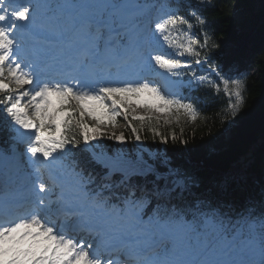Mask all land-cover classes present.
Segmentation results:
<instances>
[{
  "label": "trees",
  "instance_id": "obj_1",
  "mask_svg": "<svg viewBox=\"0 0 264 264\" xmlns=\"http://www.w3.org/2000/svg\"><path fill=\"white\" fill-rule=\"evenodd\" d=\"M255 1L168 0L177 36L191 34L188 64L205 61L188 74L202 79L190 92L192 119L183 111H174L168 125L129 117L118 120L123 128L115 131L74 108L66 114L62 142L89 190L108 184L101 194L108 203L124 208L129 202L144 217L198 223L196 214L211 215L218 225L236 228L247 220L242 235L249 234L250 223L264 222V11L256 23ZM236 8L246 12L242 22L234 15ZM248 23H256L255 37L241 43L247 36L241 29ZM227 44L236 48L228 58L223 56ZM4 95L0 89V149L12 136L11 120L1 107ZM85 138L110 156L135 160L138 153L147 168L120 184V174L103 179L107 169L84 149Z\"/></svg>",
  "mask_w": 264,
  "mask_h": 264
},
{
  "label": "rangeland",
  "instance_id": "obj_2",
  "mask_svg": "<svg viewBox=\"0 0 264 264\" xmlns=\"http://www.w3.org/2000/svg\"><path fill=\"white\" fill-rule=\"evenodd\" d=\"M86 1H90L88 3L93 4L94 9H96L98 13L97 16L108 14L107 9L110 6L108 2L109 0H81L80 5H83ZM112 1L114 4L115 0H112ZM255 3H256L255 4L256 10L252 13V17L256 19V23H258V21L260 20V18H258V12L260 10L264 11V0H256ZM116 4L117 5L115 4L114 5L117 6L118 9L115 12H113L112 15L115 16L117 20H119L117 22V26H120L122 24H124L126 28L132 26L133 33L136 31L138 32L141 29L140 28L141 26L142 27L141 30L143 31V33L147 32L149 37H152L154 39L155 38L157 39L159 37V36L157 37V35L161 34L160 27L156 29V27L154 26L153 29H149L150 27L149 24L152 18L153 19L162 18L160 21L167 20L166 16L169 12L167 8L165 7L164 1L162 2V1L157 0V2L151 3V1L149 0H118L116 1ZM63 5L64 6L58 9L56 14L50 13L51 16L57 17L56 18L58 19L57 21L56 19L54 20V18H50V15L46 13L47 5L43 1H40V2L35 1L33 6L35 8L34 11H36V14H40L43 16L42 23L46 25V27L51 28V31H54V32H58V30L68 31L66 32L68 34L70 33L69 30H71L70 27H72L73 24H76V23L79 24V19L77 17H70L69 15L68 16L62 15L66 12V9L70 8V3L66 2ZM72 8L73 9L71 8L70 9L73 12L74 7ZM131 11L132 13L129 14V12ZM82 12L84 11L82 10ZM34 13L35 12H32V13L30 12L31 16H33ZM91 15L89 14L90 16L89 20L92 21ZM126 15H129V16H126ZM234 15L239 22H242L247 16L246 12L241 8H236L234 10ZM92 22L94 24H92L91 26L87 24L85 29H83L82 31L80 30V32L79 31L75 32L74 33L75 36H73V38H77V39L81 38V40L82 39L87 40L86 37H88L89 38L88 41L92 42L96 40L95 39L96 37H98L99 40H101L107 32L113 33L115 31V28L113 29L107 28V24L109 23V21L106 19L101 21V23H96V21H92ZM139 23H141L140 26H137L136 24H139ZM62 24H67V26L63 27ZM255 25H249L248 23V24H245L244 28L241 29V33L242 34L246 33L247 35L245 38H243L240 41L241 43H243L244 41H247L248 39H253L255 37ZM118 28L120 29L122 28V26ZM95 30H97V32ZM132 32L130 30L131 34H133ZM124 35L128 36V34H124ZM184 37L186 38V40L182 41V46L177 45V43L173 41H169V39H166L165 42L160 43L161 46H163L162 48L164 49V51L166 50L172 51L173 55L164 52L161 48L158 51L157 50L154 51L156 58H157L156 64L157 65L160 64V66L166 70L170 69V73L176 76L183 75V72H181L182 66L180 64L183 63L184 60L186 59L184 58L185 57L184 54L186 53L188 54L191 52L190 51L191 46H192V43L190 41L191 34H185ZM102 43H103V40H102ZM99 47L100 49L103 48L100 44H99ZM234 47L235 46L231 44L225 45L223 56L228 58L229 51L236 49ZM120 48H121V45L118 44L116 49H120ZM225 61L226 60H224V62ZM199 65L200 63L197 64V66ZM200 80L202 79L197 78L198 82ZM14 88L19 91H24L23 85H15ZM156 91L160 93V96H161L160 102H163V105L161 104L160 106V110H162L163 112H160L159 110L154 111L153 106L150 107V105H146L144 106V108L141 109L140 107L142 106V103L140 102H142V98H141L142 95H139L138 98H133L127 94H121V95H118L117 97L109 95L106 98L107 101H105L103 104L100 105L101 113L97 111L96 112L87 111L80 103L77 102L76 99H73L72 97L68 95H65L61 97L62 98L61 100L60 99L57 100L58 103H56L54 106H50L52 105V102H48L46 107L43 110H40V109L33 110L34 114H30V115L33 116V120L35 124L37 122L39 129H41L39 122L42 119L44 120V124L46 126L45 128L48 129L53 123L61 122L62 120L61 114L63 111V107L65 106V104L70 103L72 106H76V108L80 110L82 113L89 114L90 117L94 120V122L97 123L100 127H103L106 129L112 127L114 128L113 130L115 131H120L123 128L122 125L117 126L115 123L112 124L111 122L113 121L112 119H115L116 117H118L120 120H123V121L127 120V118L129 117L130 118H143V119L144 118H155L156 120L161 121L164 124H167V125L171 124L172 122H174L175 119L172 118V110L171 108L168 107V103L170 100L178 98V94H175L172 91L171 92H160L159 89H157ZM149 92H154V91L150 89ZM153 97L154 96H151L152 100H153ZM113 99H114V102L117 101L119 105V107L116 109L112 108L113 105H111V103H113L112 101ZM48 106H50L49 108H53V109L50 110ZM47 110H49L50 114H45ZM110 110H112L115 114H110L109 112ZM156 112L158 114H156ZM187 114H190V113H187ZM23 123L24 122H19V121L17 123L18 136H21L22 134L21 132L24 131ZM46 134H47L46 132L40 133V130H39L37 137L33 139V142L36 143L35 145L37 146V149L34 150L33 157L31 159L26 158L27 165L28 166L29 165L31 166L33 164L35 166L45 165L49 160L48 159L49 155L48 156L45 155L44 149L48 148L50 155L52 156L51 163L53 165H56L57 167L59 165L62 169H64L65 171L63 173L65 174L66 179H68V182L72 181V183H68L65 186V188H74L76 184L78 183L75 181L76 176L71 170L63 167V161L60 159L59 155H57L54 151L56 149V143H54V141L51 143V139H54V136L56 135H53L52 138H49L46 136ZM93 145L95 147L93 146L92 149L100 153V154L95 153L91 149L92 150L91 152L95 154V159L99 163L106 165L107 162L114 161L116 164L125 162L126 165H129L128 168L125 165L124 166L118 165L117 171L123 172V174L133 173L136 171L141 172V171H144L143 168H147L146 162L141 157V155L138 153L136 154L135 160H129V158L127 157H120V156L117 157L115 155L110 156L104 152H101L100 148H98L97 143L95 141H93ZM15 155H17V151L15 150V147H13L10 158L8 159L0 158V164L5 165V166L8 165V161L10 163ZM149 156H151L152 158L153 154ZM25 157H27V154H25ZM14 161L18 162V160H14ZM2 191H5V189L3 188ZM78 192H79L78 197L81 200H91L93 202L96 201L95 197H91V196L88 197L89 195L84 191L83 188H81V190ZM56 195H58V193ZM55 199H59V198H55ZM99 207H101V209L106 210L101 205H99ZM106 211H109V210H106ZM123 214L124 215L121 216L120 213L118 214L117 212H114L113 219H111L110 221V224L111 226L113 225L114 230L115 229H119V230L128 229L127 233L132 234L134 233V231H137L138 229L141 230L142 228H144L146 222L144 220H140L139 215L133 212L132 209L125 210ZM114 219L116 222L114 221ZM147 221H148L147 222L148 225L150 224L152 226L149 228H152V229H149V230L146 229L145 238H150L153 235V236L158 237L159 239L158 241L162 240L161 242L163 243H166V242L169 243L168 247L170 249H165V251L163 252H161V250H158V253L161 255L162 259L165 261H170V259L166 257L165 255L171 251L174 253L173 257L171 258V261H174L179 257H181L180 259H183L185 256H190L196 262L198 260L200 262L202 261L201 264H219L221 261H227V259L240 254V252H245V251L251 252L252 254L255 252H264V234L253 235L251 239H247L246 237H239L238 233H235V237L227 236L226 232L222 231L220 227L219 229L221 230H219L218 227L216 228L214 221L210 217L203 219V224H202L201 229H197L191 224H187V226L186 225L176 226L175 224H172V226H169V223L161 222L159 220H152V219L148 220L147 219ZM143 222L145 224H143ZM232 246H233L232 251L228 252V249ZM159 248H161V246H159ZM163 253H165L164 256H163ZM14 260L16 259L11 256L4 257L0 259V264H32V262L31 263L25 262L24 261L25 259H23L21 263H15L17 261H14Z\"/></svg>",
  "mask_w": 264,
  "mask_h": 264
},
{
  "label": "bare ground",
  "instance_id": "obj_3",
  "mask_svg": "<svg viewBox=\"0 0 264 264\" xmlns=\"http://www.w3.org/2000/svg\"><path fill=\"white\" fill-rule=\"evenodd\" d=\"M82 72H84V71H82ZM140 103H142V106L140 107L141 109L144 108V106H146V105H150V107L153 106V110L154 111L159 110L160 112H163L162 110H160L161 102L160 101H157V100H154V99L152 100L151 97H144V98H142V102H140ZM156 114H158V113L156 112ZM38 242L41 243L40 241H38ZM43 242H45V241H43ZM17 243H19V242H17ZM17 243H14V244L16 245ZM34 247H35V245H33L32 247H30V249H27L26 251L24 250L22 252L20 250L16 249L18 251V254H19V255H17L18 262H21L23 258H26L29 255H31L33 253ZM15 248H16V246L15 247L13 246V249H15ZM42 248L43 249L46 248L47 250L46 249L45 250L48 253H52L53 256H51V257L48 256V255H46V256H44V255L39 256L38 259L35 261L34 264H41L42 262H46L48 260L49 261L51 260L52 261L51 262L52 264H57V263L58 264H64V260H66L67 259V255L70 254V250L64 252V248L63 247H60L61 249L60 250H57L56 253H54L55 246H52V245L48 244L47 242H46V245L45 244L42 245ZM11 252L12 251L9 250L7 253H11ZM56 259H57V261H56ZM15 263H17V262H15Z\"/></svg>",
  "mask_w": 264,
  "mask_h": 264
}]
</instances>
